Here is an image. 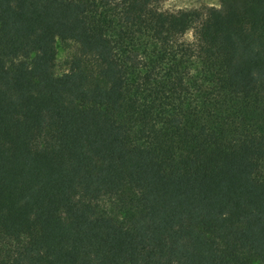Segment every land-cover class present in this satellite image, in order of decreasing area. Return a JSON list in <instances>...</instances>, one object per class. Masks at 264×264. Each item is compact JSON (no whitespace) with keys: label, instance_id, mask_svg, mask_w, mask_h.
I'll return each instance as SVG.
<instances>
[{"label":"trees","instance_id":"16d2710c","mask_svg":"<svg viewBox=\"0 0 264 264\" xmlns=\"http://www.w3.org/2000/svg\"><path fill=\"white\" fill-rule=\"evenodd\" d=\"M162 1L0 0V264H264V0Z\"/></svg>","mask_w":264,"mask_h":264},{"label":"rangeland","instance_id":"374dc122","mask_svg":"<svg viewBox=\"0 0 264 264\" xmlns=\"http://www.w3.org/2000/svg\"><path fill=\"white\" fill-rule=\"evenodd\" d=\"M167 4V7H165ZM206 5H219V0H163L160 7L163 10H179V9H190V8H203ZM189 33L191 35H189ZM185 38L188 40L194 39L193 30L186 33ZM58 56H57V72L63 73L68 69L67 61L76 52L77 45L72 41L57 42ZM109 205V201L103 203Z\"/></svg>","mask_w":264,"mask_h":264},{"label":"clouds","instance_id":"9594fccd","mask_svg":"<svg viewBox=\"0 0 264 264\" xmlns=\"http://www.w3.org/2000/svg\"><path fill=\"white\" fill-rule=\"evenodd\" d=\"M165 7H167V4H165ZM189 35H191V34L189 33Z\"/></svg>","mask_w":264,"mask_h":264}]
</instances>
